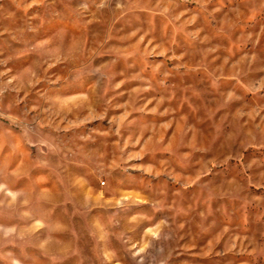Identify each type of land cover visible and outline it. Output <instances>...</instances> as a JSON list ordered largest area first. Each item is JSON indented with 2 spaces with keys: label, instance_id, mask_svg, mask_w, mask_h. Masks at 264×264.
<instances>
[{
  "label": "clouds",
  "instance_id": "1",
  "mask_svg": "<svg viewBox=\"0 0 264 264\" xmlns=\"http://www.w3.org/2000/svg\"><path fill=\"white\" fill-rule=\"evenodd\" d=\"M0 264H264V0H0Z\"/></svg>",
  "mask_w": 264,
  "mask_h": 264
}]
</instances>
